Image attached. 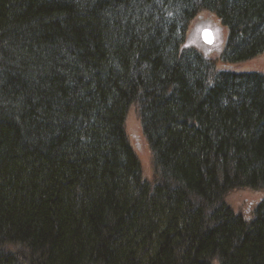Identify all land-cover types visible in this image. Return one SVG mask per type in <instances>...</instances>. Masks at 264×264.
I'll return each mask as SVG.
<instances>
[{
    "label": "trees",
    "instance_id": "obj_1",
    "mask_svg": "<svg viewBox=\"0 0 264 264\" xmlns=\"http://www.w3.org/2000/svg\"><path fill=\"white\" fill-rule=\"evenodd\" d=\"M262 53L264 0H0V264H264V71L220 67Z\"/></svg>",
    "mask_w": 264,
    "mask_h": 264
},
{
    "label": "rangeland",
    "instance_id": "obj_2",
    "mask_svg": "<svg viewBox=\"0 0 264 264\" xmlns=\"http://www.w3.org/2000/svg\"><path fill=\"white\" fill-rule=\"evenodd\" d=\"M200 23L202 25L212 24L216 27L215 30V44L212 46L208 54L213 56L225 38V30L219 27L217 20L212 14L203 13ZM208 16V17H207ZM216 47V48H215ZM221 68H226L234 71L242 70H260L264 71V53L261 55L241 63L223 64ZM124 127L127 133V137L133 149L136 152V156L140 163L141 173L144 178L152 180L154 178V165L152 155L146 139L141 129V123L136 108L130 107L124 121ZM164 181V180H163ZM264 195L262 191L257 189H249L244 187L230 190L225 198L229 205L232 206L235 212H242L249 210L254 206V203L258 201Z\"/></svg>",
    "mask_w": 264,
    "mask_h": 264
},
{
    "label": "bare ground",
    "instance_id": "obj_3",
    "mask_svg": "<svg viewBox=\"0 0 264 264\" xmlns=\"http://www.w3.org/2000/svg\"><path fill=\"white\" fill-rule=\"evenodd\" d=\"M185 44L188 45V46H194V47L198 48L202 53L208 54V51L211 50L212 46L215 44V41H212L211 43H208V41H205V43L203 45H199V44H196L195 42H193L190 33L187 32L186 38H185ZM224 46H225V40L223 41V43L219 47H217V48L215 47V48H216V50L218 52H220V51H223ZM238 188H241V187H234L232 189H238ZM232 189H229L228 191H226L225 192V196ZM225 196L223 198L224 199L223 204H226L232 211L235 212L236 210H234L232 208V206L228 204V202L226 201Z\"/></svg>",
    "mask_w": 264,
    "mask_h": 264
},
{
    "label": "clouds",
    "instance_id": "obj_4",
    "mask_svg": "<svg viewBox=\"0 0 264 264\" xmlns=\"http://www.w3.org/2000/svg\"><path fill=\"white\" fill-rule=\"evenodd\" d=\"M204 39H205L206 41H208V43H211V42H212V35H211V33L208 32V31H205V32H204Z\"/></svg>",
    "mask_w": 264,
    "mask_h": 264
}]
</instances>
